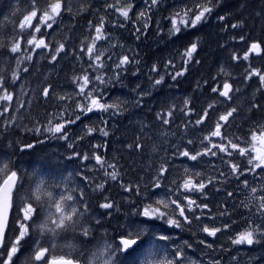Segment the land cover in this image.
I'll return each mask as SVG.
<instances>
[{"label": "trees", "instance_id": "trees-1", "mask_svg": "<svg viewBox=\"0 0 264 264\" xmlns=\"http://www.w3.org/2000/svg\"><path fill=\"white\" fill-rule=\"evenodd\" d=\"M167 1L166 9L153 6V14L142 23L138 22V15L133 11H130L128 21L115 12L106 15L103 7L106 0H68L71 11H64L52 29L41 25L42 32L39 33L46 43L50 42L51 49L58 43H65L68 55L61 53L55 62L51 61L49 53L39 55L22 50L19 56L11 54L7 50L11 37L4 36L9 43L0 45V71L6 74L9 84L14 69L21 74L15 84L5 85L13 93V100L7 104L0 102V111L4 107L8 108L6 113L0 115V168L6 164L19 177L13 192L7 237L14 238L18 234L19 220L22 221L23 217L20 209L27 202L24 199L27 190L35 186L32 175L35 173L49 185H60L49 189L57 196L65 192L73 195L83 202L76 205L82 210L83 204L87 203L93 226L90 234L83 236V229L77 225L75 231L69 230L56 236L59 252L51 250L56 254L70 255L76 261H86L92 253V244L106 227L117 237L127 236L130 232L123 227L130 221V209L138 204L150 205L151 208L157 206L160 188L153 187V182L158 176L161 154L163 166L169 168L167 179H163V187L168 183L175 186L181 182L177 175L179 155L174 153L178 149L183 150L185 139L171 142L174 139L172 132L182 138V128L188 124L186 132L190 138H201L206 132L214 130L220 115H226L227 111L235 107L237 112L221 129L222 134H227V139L238 138L243 146L249 148L254 147L261 133H264V90L257 91L258 77L246 80L244 75L249 66L264 71V0H198L201 6L212 8L208 22L202 21L192 28L177 24L180 27L178 33H173L172 27L165 32L166 23L178 17L170 10L171 1ZM184 1L185 5L192 7L189 0ZM29 2L0 0V35L12 33L13 30L20 34L18 25ZM127 3H134V0H127ZM140 3L138 0L135 5ZM101 18L106 21L104 31L115 39L117 45H122L117 48L116 61L123 55H129L130 59L135 57L136 62L125 66L126 70L118 77L116 71L119 70L111 68L102 71L108 84L101 90V102L115 104L116 108L81 115L80 109L73 103L77 92L75 78L85 73L82 69H87L84 61H79V49L82 44L88 45L93 36L94 27H89V22L97 26ZM118 23L123 26H115ZM33 24H38V21L34 19ZM143 24L148 27L143 28ZM234 24L240 27L233 28ZM137 29H140L139 35ZM194 42L198 45L197 51L193 59L185 64L187 58L184 53ZM252 42L261 43L260 54L250 53L248 61L231 59L233 54L242 56ZM31 47L22 42V49ZM29 54L33 56L32 61L25 59ZM17 60H20L19 66ZM168 65L173 67H166ZM153 66L156 72L150 71ZM24 68L28 71L24 72ZM175 72L184 74L172 79ZM161 76L164 77L163 83L154 86V81ZM224 82L232 84L231 100L212 92L213 87L222 89ZM49 85L52 86L50 95L43 97L42 89ZM69 94L73 99H59ZM185 100L190 102L187 106L183 103ZM208 104H214V109L208 110L210 118L204 125L196 126L194 121L203 115L201 109H206ZM253 104L260 107L254 108ZM173 105L175 108H172ZM181 109L193 111L188 116H182ZM169 110L174 113L173 117L166 115ZM157 114L164 115L170 124L161 125ZM77 115L80 116L79 120L68 122L75 120ZM57 123L64 124L61 133L46 132L47 127H54ZM88 128L97 130L88 133ZM99 129H104L108 135H102ZM162 130L163 142L160 144V138L156 135ZM251 133L256 136V140L249 137ZM134 144L143 147L137 150ZM96 155L102 158L103 167L94 159ZM113 172L118 176L115 181L107 175ZM100 184H104V188L96 190ZM129 186L130 190H125ZM105 202H111L113 207H100ZM245 204L248 207H244ZM252 209L246 202L233 211L237 219H230L228 211L216 218L213 226L222 227L224 223H229L232 228L217 233L215 237L201 231L203 224L211 226L209 222L195 223L198 225L195 232L201 250L215 263L230 264L226 256L239 251L240 245H233L231 240L236 232L245 229L246 220L259 219L256 207L254 215ZM45 211L42 210L41 218ZM204 211L207 213L208 209ZM81 218H78L79 221ZM205 218L207 216L202 217V220ZM36 222H28L31 225L29 235L21 242L20 253L26 257L30 253L32 241L38 238ZM181 223L184 222L181 220ZM95 230L100 231L99 234H95ZM209 244L211 248L207 246ZM4 249L5 243L0 247V252ZM244 249L246 251L239 255L247 257L252 251L255 254L252 263H264V239L246 245ZM127 257L119 256V263L125 262Z\"/></svg>", "mask_w": 264, "mask_h": 264}, {"label": "snow or ice", "instance_id": "snow-or-ice-1", "mask_svg": "<svg viewBox=\"0 0 264 264\" xmlns=\"http://www.w3.org/2000/svg\"><path fill=\"white\" fill-rule=\"evenodd\" d=\"M124 3H127V0H114V2L112 4H108L107 7L110 11L118 13L124 21H128L130 19L129 13L132 9V4L127 3V7H124ZM157 3L158 0H150L151 6H155ZM189 3L192 5V7L187 8V10L184 12V16L181 17L180 22L185 26L195 27L198 23L205 19L208 14L211 13L212 8L201 6L198 0H189ZM64 11H71L70 7L68 6V0H30L27 6V11L23 15V19L18 25L20 34H17L15 30H13L12 33H4L0 35V45L9 43L8 40L4 39V36H10V48L7 50L11 54H16L19 56L22 50L35 53L37 49H49L50 42L46 43L45 39L42 37L37 39L36 35L32 31L26 30L33 29L35 33H40L42 32L41 25L48 29H52L53 24L56 23L57 18L60 17ZM145 15L146 13L141 12L139 14V18H143ZM34 19L38 21V24H33ZM221 19L224 18L221 17ZM105 23L106 21L104 18L100 19V22L97 26H94L92 22H89V27H94L95 36L90 44H82L79 49L80 58H83L85 55L87 56L85 63H87L88 68L82 69L86 74L74 81L78 88V91L75 93L76 98L73 99L71 94L59 97L61 100L73 99V103L78 109H80L81 115L93 113L94 111L107 112L109 108L117 107L115 104L109 105L107 103H102L101 101L103 100V92L99 91V89L96 87L97 82L99 84L105 83L103 74L97 75L96 73H102L105 68H112L111 63L106 64L104 62L105 60L112 61V55L104 56L102 52L94 51V49L97 48V42L110 39V37H104L101 34L102 29L105 27ZM171 24V31L173 33H178L180 31V27L177 26V20L175 18L171 19ZM115 26L122 27L123 24L118 23ZM142 27L146 29L148 25L143 24ZM232 27L237 28L240 27V25L234 24ZM136 31L139 35L140 29H137ZM43 35H48V33H43ZM240 39L243 40L244 37H240ZM22 42L32 47L30 49H22ZM197 46V43L194 42L189 48L186 49V52L184 53L187 58L184 61L185 64L193 59V54L197 51ZM261 51V43L252 42L250 47L243 53L242 56L233 54L231 59L234 61H248L250 58V53L260 54ZM61 53L68 55V52L65 49V43L63 42L58 43V45L53 49H49L51 61H57V58ZM25 59L27 61H32L33 56L29 54L25 57ZM117 61L118 62H115V69L119 70L116 71L117 77L122 71L126 70L125 66L136 62L135 57L130 59L129 55H123L122 58H117ZM19 63L20 61L17 60L18 65ZM166 67L173 66L168 65ZM23 71L27 72L28 69L24 68ZM150 71L156 72L157 69L155 66H153ZM183 74V72H175V75H172V79H176ZM244 75L246 80L251 79L252 77H258L259 87L257 91L264 90V71L249 66ZM18 79V72H13L11 75V84H15ZM163 81L164 77L161 76L160 79L154 81V86L162 84ZM6 84H9V80L6 74L0 71V102H4L5 104L13 100V93L10 92L7 87H5ZM11 84H9V86H11ZM50 88H52L51 85L42 89L43 97H49ZM232 91V84L228 82L223 83L222 89L218 87L212 88L213 93H218L219 97H223L226 100H231L230 92ZM183 103L185 106H187L190 102L185 100ZM252 107L259 108L260 105L253 104ZM172 108H175V105H173ZM209 109H214V104H208L206 109H201L203 115H199V118L194 121L196 126L204 125L207 119L210 118L208 111ZM7 111L8 108L4 107L3 111H0V115H3ZM180 111L182 116H188L189 112L193 110L189 109V111H184V109H181ZM236 112L237 109L233 107L231 110L227 111L226 115L219 116L218 121L215 122L214 130L210 132V135H204L199 139L201 150H197L196 147L190 148L189 146H193L195 141L193 139H188L183 150L181 151L178 149L174 154L182 156L190 161L200 163L203 157H216L218 153H222L229 157V159L225 161L223 158H221V162L229 168L230 173L234 176L243 175L244 172L241 171L240 162H232V160L236 156L241 158L247 157V165L245 166L244 171L257 173V170H259L257 174L261 176V181H264V153L253 156L252 151H257L256 149L253 148L252 151H248L244 147L240 146L239 141L233 142L232 140L227 139L226 133L222 134V127L227 124L229 118L233 117V114ZM166 115L168 117H173L174 113L169 110ZM79 119L80 116L77 115L75 120L68 122L75 123L76 120ZM157 120L160 121L161 125L170 124V120L166 119L164 115L161 114H157ZM221 122H224V124ZM188 126V124H185L186 128ZM63 127V123H57L54 127H49L47 130L54 134L61 133ZM96 130L97 129L88 128L87 132L91 133ZM99 131H101L102 135L104 136L108 135V132L104 129H99ZM213 137H219L221 138V141L219 143H213ZM261 138L264 139V133H261ZM252 140H256L255 135L252 136ZM28 147H31V145H28ZM133 147L139 150L143 146L140 144H134ZM94 159L101 167L104 166L102 158L99 155H96ZM168 171L169 168L166 165L159 168L157 179L153 182V187L161 188L162 185L160 180L167 179L166 173H168ZM0 173L3 174L0 176V242H2L8 211L12 206L13 191L17 187L19 177L18 173L16 171H11L6 164L0 168ZM185 174V178L180 183L173 181V183H176L174 194L180 193V195H176L175 199H161L157 201L156 203L158 206L155 208L147 206L142 209L139 214L147 218V222H154V220H164L169 226L180 227V222L176 218H173L175 214H178V216L182 218L184 222L189 224L193 219L197 220L198 222H202V217L204 216H207L208 219L212 221L216 219L211 215L210 210L207 213L204 211L208 208L207 204L198 203L196 199L191 198L192 194L203 195L205 188L208 185L213 184L214 181L205 177L201 172H190L188 168H185ZM32 175L35 181V186L34 188L30 187L27 190V195L24 198L27 202L23 208V222H21L19 225V235L16 237V240L12 242L11 248L8 249L6 253L0 252V257L6 256V259L0 260V264H13V257L19 250L20 241L29 235L31 225L28 222L31 221L34 224L36 220H39L41 218L42 210H46L43 216V222L35 224V227L39 230L41 235L50 234V237H46L45 243H47L48 238H54L69 230L75 231L77 225L80 223L78 218L83 217L87 211L86 207L82 210L76 206L77 204H82L83 202L75 199L73 195L61 194L57 196L54 191L49 190L52 187H60V185H49L43 177H37L35 173ZM107 175L113 181L118 179L117 173L115 172L108 173ZM257 183L259 184V188L251 186L248 180L243 181L245 188L249 189V195L247 197L249 203L257 202L256 210L259 213V216L264 218V183H261L260 181ZM103 188L104 184H100L97 186L96 190H102ZM125 190H130V186ZM231 195L232 194L229 193V196ZM159 205L163 206L164 211H161ZM100 207L109 209L113 207V204L111 202H105L101 204ZM244 207H248V205L245 204ZM169 208L171 209L173 216L168 215ZM197 213H199V215ZM245 223V229L236 232L234 238H232L231 243L233 245H253L254 243H259L257 236H264V219H262L259 224L251 222L250 219L246 220ZM231 228L232 225L229 223H224L222 227L203 224L201 231L206 233L208 236L215 237L217 233ZM89 234L90 233L88 229L82 230L83 236H88ZM143 236L144 229L130 233L127 237L122 236L119 247L113 249L112 245L105 243L103 247L98 248L96 252L92 253V257L97 258L98 255L103 257L105 253H107V259L103 260V264H114V257L117 252L124 253L127 256H134L143 248L145 244ZM169 238L170 237L165 235L158 237V239L161 241H166ZM34 243L37 245V248L27 261V264H36V262H39V264H81L80 261L66 258L64 256L59 257V262L56 259L49 260L48 256L51 254V248L46 247L45 243H41L39 240L34 241ZM207 246L209 248L212 247L210 244ZM188 247L191 246L189 245ZM183 261V250L177 249L173 251L170 256L165 254L163 258H160L157 257L151 249H148V256L145 258L144 264H183ZM86 264H90V261L88 260ZM216 264H218V262H216Z\"/></svg>", "mask_w": 264, "mask_h": 264}, {"label": "flooded vegetation", "instance_id": "flooded-vegetation-1", "mask_svg": "<svg viewBox=\"0 0 264 264\" xmlns=\"http://www.w3.org/2000/svg\"><path fill=\"white\" fill-rule=\"evenodd\" d=\"M183 131L184 129L186 130V127L182 128ZM207 133V132H206ZM160 135V144L163 142V130ZM177 135L172 132V136ZM178 136V135H177ZM183 136H188L187 138H174L171 139V142H179L182 139H185L183 143H186L188 139H193L195 141L194 146L197 147V150H201V146L199 144V139L200 138H190L189 134L184 131ZM221 141V138H212L213 143H219ZM233 142H238L240 143V139H232ZM247 144V142H245ZM241 147H244L248 151H252V149H256L257 151H252V155H258V148L259 145L255 144L254 147H245L240 143ZM161 152H163L161 150ZM221 158L223 160L227 161L229 157L225 156L222 153H218L216 157H203L200 163L190 161L182 156H178V164L177 167L179 168L177 171V175L180 178V181H182L185 178V168H188L190 172H201L205 177L212 179L214 181L213 184L208 185L205 190L203 195L199 194H192L191 198L196 199L198 201H201L203 204L208 205V211L210 210V213L213 217L218 218L219 216L222 215V213L228 211L229 218L230 219H237V217L233 214V211H235L237 208L241 206V204L244 203H249L247 197L249 195V189L245 188L243 181L248 180L251 184V186L258 187L259 184L257 183L260 181L261 183H264V181H261V176L258 175L257 173L259 170H257V173H252L248 171H244L245 166L247 165V157L241 158L236 156L232 162H240V167L241 171L244 172L243 175H232L230 173L229 168L221 162ZM175 159V158H174ZM147 163L145 162L144 166H146ZM163 166V155L161 154L160 156V167ZM161 183V188H160V200H168V199H175L176 195H180V193H175L174 190L176 188L175 186H170V183L167 184V186L163 187V179L160 180ZM134 188V185H133ZM136 190V189H135ZM229 193L232 195L229 196ZM259 194V193H258ZM147 198V195L145 194V198ZM252 209V215L255 214V207L257 202H252L249 203ZM150 205H142L138 204L137 206H134L133 213H131V209L129 211L130 214V221L128 220L125 224L127 226H124L123 228H127L130 233L136 232L132 223H138L141 222L143 224L144 229V240L145 244L143 248L136 253L134 256H128L126 261H122L119 263V256L123 257L125 254L117 252L115 255L116 262L117 264H144L143 261L145 259L143 258V255L146 253V249H151L158 257L163 258L165 254H168L169 256L171 253L177 249L183 250L184 252V261L183 264H216L212 258L206 254L204 251L201 250V245L197 241V234L195 232V227L198 226L195 223H199L196 220H192V222L186 223L178 216V214H175L173 216V213L171 209H168V215L173 216V218H176L180 222V227H175V226H169L165 223L164 220H154V222H147V219L140 215L139 213L142 211L144 207H147ZM158 206V205H157ZM161 208V211H164V208L162 205H159ZM100 218H102L99 215ZM250 217V216H249ZM138 218V219H137ZM181 220L184 223H181ZM253 223L259 224L261 222V217L259 216V219L256 221L250 220ZM84 222L86 225V229L89 231L93 230V226L90 222L87 220V215H85ZM99 222V221H96ZM209 222L211 226H213L212 220H209L208 217L202 220V223H207ZM98 229V226H95ZM7 231V230H6ZM96 231V230H95ZM139 231V230H138ZM100 231H96L95 234H99ZM105 236H102V240L100 242L99 248L103 246L105 242L111 241L112 244L114 245L115 248L120 246V239L122 236L117 237L111 231L106 227V229L103 231ZM129 233V234H130ZM127 234V236H129ZM165 235L170 237L166 241H161L158 239L159 236ZM111 236V238H109ZM123 236V237H127ZM10 237H7L6 234L4 236V241L3 244L5 243V248H7L11 242ZM257 239L261 241L264 239V236H257ZM2 244V245H3ZM191 247H188V246ZM247 244H241L239 246V251L234 253L233 255H227L226 258L230 262V264H264V263H252L254 261L255 257H252V251L251 253L247 256L244 257L242 255H239L240 253L246 251L244 249V246ZM2 247V246H1ZM20 248V245H19ZM5 250V249H4ZM2 252H5V251ZM18 255L13 259V264H27V261L31 257L30 253L28 257H26L25 254L20 253V250L16 253ZM259 255V254H257ZM256 255V256H257ZM60 256H64L66 258L73 259L70 255H61V254H56L51 251V254L48 256L49 260L52 259H59ZM51 257V258H50ZM136 258H140V260L137 261L136 263ZM91 259V258H90ZM89 259V260H90ZM88 260L83 261L80 260L81 264H86ZM242 262V263H241ZM36 264H39V262H36Z\"/></svg>", "mask_w": 264, "mask_h": 264}, {"label": "rangeland", "instance_id": "rangeland-1", "mask_svg": "<svg viewBox=\"0 0 264 264\" xmlns=\"http://www.w3.org/2000/svg\"><path fill=\"white\" fill-rule=\"evenodd\" d=\"M137 1L138 0H134V3H131L132 4V9H131V11H133V12H136V14L138 15L136 18H137V20H138V22H142V23H145L147 20H148V18L153 14V6H151L150 5V0H139L141 3L140 4H137V5H135V3H137ZM166 0H158V3L155 5V8L156 7H159V8H164V9H166V6H167V4L169 3L168 1L167 2H165ZM169 1H171V6H170V10L171 11H173L175 14H177V24H179V26H181V27H183V28H192L191 26H185V25H183V24H181V22H180V20H181V17H183L184 16V12L187 10V8H190V7H188L187 5H185L184 4V0H169ZM114 2V0H106V3H105V5L103 6L104 8H105V11H106V15H109L110 13H112V11H110L109 9H108V7H107V5L108 4H112ZM123 6L124 7H127V3H124L123 4ZM148 7V8H147ZM141 12H144V13H146V15L143 17V18H139V14L141 13ZM190 18V17H189ZM208 20H209V16L207 15L206 16V18L205 19H203L202 21H204V23H207L208 22ZM201 21V22H202ZM136 21L134 20V23H135ZM198 24H200V23H198ZM197 24V25H198ZM136 25V24H135ZM166 30H165V32L166 31H169V29L172 27V24L170 23V22H167L166 23ZM106 27V26H105ZM104 27V28H105ZM30 31H32L35 35H36V37H37V39H40L41 37L42 38H44L41 34H39V33H35L34 32V30L33 29H29ZM85 33V32H84ZM104 37H110V39H108V40H102V41H99V42H97V48L96 49H94V51H100V52H102L103 54H104V56H107V55H112L113 56V60L112 61H108V60H105L104 62L106 63V64H108V63H111L112 65H113V69L114 70H116L115 69V62H117L116 61V59H115V55H116V52H117V48H119L120 46H122V45H117L116 44V42H115V39L113 38V37H111L109 34H107L105 31H104V29H102V33H101ZM94 36H95V31L93 32V36H92V38H91V40H90V43L92 42V39L94 38ZM89 43V44H90ZM49 49H51L50 47H49ZM49 49H37L36 51H35V53H37V54H39V55H42V54H45V53H49ZM10 58H12V55H10ZM103 58V57H102ZM87 60V56L85 55L83 58H80V55H79V61H84V63H85V61ZM20 61V60H19ZM19 65H20V63H19ZM18 65V66H19ZM85 67L86 68H88V65H87V63H85ZM105 71H107L108 70V68H105L104 69ZM13 72H18L16 69H14L13 70ZM18 74H19V78L21 77L20 75V72H18ZM86 73H83V75H85ZM97 75H100V74H103V76H104V80H105V83H103V84H99L98 82H97V84H96V87L99 89V91H101L102 90V88H103V86H105V85H107L108 84V81H107V79H106V77H105V74L102 72H97L96 73ZM83 75H77L76 76V78H75V80L76 79H78V78H81ZM76 85V84H75ZM76 88H77V86H76ZM77 91H78V88H77ZM47 126H51V124H47ZM41 128L39 127V130H40ZM48 127L45 129L46 130V132H48ZM184 131H186L185 129H184ZM160 135L161 134H157L156 136L157 137H159L160 138ZM205 135H210V132H207V133H205ZM234 135V134H233ZM173 138H178L179 136H177V135H174V136H172ZM182 137H184V138H187L188 136H182ZM249 137H252V133L250 134V136ZM63 139V138H62ZM257 145H259V148H258V154H260V153H264V139H262L261 138V135H260V137H259V139L257 140V143H256ZM64 195H68V193L67 192H65V194ZM160 200V195L158 196V201ZM87 208V211L85 212V215H87V220H88V222H90V219H89V208H88V205H87V203L85 202L84 204H83V209L84 208ZM155 207H157V206H153V208H155ZM23 208H24V206H22L21 207V212H22V214L24 215V213H23ZM133 211H134V208H132L131 209V213H133ZM85 215L81 218V221H80V223L78 224V228H81V229H86L87 227H86V225H84V218H85ZM147 219V218H146ZM98 220V219H97ZM96 220V221H97ZM21 222H23V221H20L19 220V225H20V223ZM43 222V217L42 218H40L39 220H37V222H36V224H39V223H42ZM143 224H144V222H143ZM143 224L141 223V222H138V223H132V225H133V227H134V229L135 230H140V229H142L144 226H143ZM145 225V224H144ZM37 229V228H36ZM105 230V229H104ZM103 230V231H104ZM103 231H102V233H103ZM36 234H37V236H38V238H37V240H39L41 243H45V239L44 238H46V237H50V234H44V235H41L40 234V232H39V230L37 229V231H36ZM19 235V231H18V234L14 237V238H11L10 240H11V242H10V244H9V246L5 249V253L7 252V250L8 249H10L11 248V246H12V242H14L15 240H16V237ZM65 236V237H69L70 238V236H66L65 234H62L61 236ZM102 236H105L104 235V233L102 234V235H100L98 238H97V240L92 244V253L93 252H96V250L99 248V246H100V242H101V240H102ZM26 238V237H25ZM25 238H23L21 241H20V248H21V242L25 239ZM68 238V239H69ZM59 239V238H58ZM37 240H34V241H37ZM34 241H32V243H31V249H30V255L32 256L33 255V253H34V251L36 250V248H37V245L34 243ZM105 243H107V244H110V245H112V248L113 249H115V247H114V245L112 244V242L111 241H108V242H105ZM105 243L103 244V245H105ZM45 246L46 247H50L51 248V250H55L56 252H59V250H57V239H56V237H54V238H48L47 239V243H45ZM103 247V246H102ZM20 248H19V250H20ZM92 253H91V255L86 259V260H89L90 258V264H103V260L104 259H107V253H105V255L103 256V257H100L99 255L97 256V258H93L92 257ZM16 256V255H15ZM15 256L13 257V259L15 258ZM148 256V249H146V253H145V255H143V258L145 259L146 257ZM157 256V255H156ZM252 257H255V254L254 253H252V255H251ZM158 257V256H157ZM3 259H6V256L5 257H0V260H3ZM138 260H140V258H136V263H137V261ZM144 262V261H143ZM242 263V262H241ZM114 264H117V262H116V258L114 257Z\"/></svg>", "mask_w": 264, "mask_h": 264}, {"label": "water", "instance_id": "water-1", "mask_svg": "<svg viewBox=\"0 0 264 264\" xmlns=\"http://www.w3.org/2000/svg\"><path fill=\"white\" fill-rule=\"evenodd\" d=\"M10 210V209H9ZM8 217H9V211H8V215H7V221H6V224H5V227H4V234H3V238H2V242H0V247L2 246L3 244V241H4V236L6 234V229H7V222H8ZM57 261L59 262V259H57Z\"/></svg>", "mask_w": 264, "mask_h": 264}, {"label": "bare ground", "instance_id": "bare-ground-1", "mask_svg": "<svg viewBox=\"0 0 264 264\" xmlns=\"http://www.w3.org/2000/svg\"><path fill=\"white\" fill-rule=\"evenodd\" d=\"M166 15V14H165ZM152 30V29H151ZM156 30V29H155ZM160 30V29H159ZM181 34V33H180ZM19 181V180H18ZM18 184V183H17ZM15 190V189H14ZM14 192V191H13ZM12 201H13V196H12ZM11 211H12V206H11V208H10V210H9V217H8V222H7V229L6 230H8V226H9V221H10V215H11ZM6 233H7V231H6ZM51 258V257H50Z\"/></svg>", "mask_w": 264, "mask_h": 264}]
</instances>
